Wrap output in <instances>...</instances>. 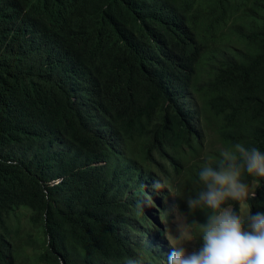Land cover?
Wrapping results in <instances>:
<instances>
[{"label":"trees","instance_id":"obj_1","mask_svg":"<svg viewBox=\"0 0 264 264\" xmlns=\"http://www.w3.org/2000/svg\"><path fill=\"white\" fill-rule=\"evenodd\" d=\"M236 144L264 153V0H0V264H166V203L203 222Z\"/></svg>","mask_w":264,"mask_h":264},{"label":"clouds","instance_id":"obj_2","mask_svg":"<svg viewBox=\"0 0 264 264\" xmlns=\"http://www.w3.org/2000/svg\"><path fill=\"white\" fill-rule=\"evenodd\" d=\"M94 112L92 116L88 112ZM81 113L90 116L93 128L101 130L97 112L91 106L84 105ZM117 160V155L115 156ZM67 165L77 169V176L85 171L77 167L68 157ZM117 166V165H116ZM116 168V167H115ZM110 174L113 171L109 172ZM264 177V153L256 147L245 148L236 144L234 150L221 153L215 166L209 164L199 172L202 188L196 198L189 197L190 210H207L203 222L192 221L191 226L178 228L176 239L183 241L190 237L194 226L200 237V246L189 252L185 243L171 245L166 264H264V212L240 214L233 203L240 204L250 198L249 186L243 181V175ZM62 180L61 175L48 177L43 172L41 182L53 186ZM156 176L148 183L156 184ZM255 194H251L254 198Z\"/></svg>","mask_w":264,"mask_h":264},{"label":"rangeland","instance_id":"obj_3","mask_svg":"<svg viewBox=\"0 0 264 264\" xmlns=\"http://www.w3.org/2000/svg\"><path fill=\"white\" fill-rule=\"evenodd\" d=\"M204 135L208 141H211L212 134L209 130H204ZM252 187H253V184L249 185V193L251 192ZM238 212L242 215L246 214L245 203L238 204ZM20 219H22V217ZM159 224L161 228H163L162 233H164L166 240L170 242L171 244L185 243V247L187 248L189 252H191L194 249H197L196 247L197 245L195 244V240L192 237L191 233L188 239H185L183 241H179L176 239V236L178 235V228L182 226H187V225L184 222V219L182 218V216L175 210V206L173 203L171 202L166 203L165 217H163L160 220Z\"/></svg>","mask_w":264,"mask_h":264}]
</instances>
